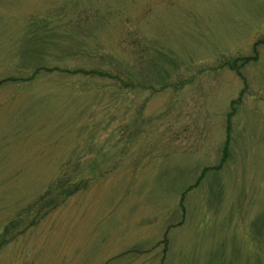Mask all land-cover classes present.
Returning <instances> with one entry per match:
<instances>
[{
  "label": "rangeland",
  "instance_id": "1",
  "mask_svg": "<svg viewBox=\"0 0 264 264\" xmlns=\"http://www.w3.org/2000/svg\"><path fill=\"white\" fill-rule=\"evenodd\" d=\"M0 82V233L92 179L0 264H264V0H0Z\"/></svg>",
  "mask_w": 264,
  "mask_h": 264
},
{
  "label": "trees",
  "instance_id": "2",
  "mask_svg": "<svg viewBox=\"0 0 264 264\" xmlns=\"http://www.w3.org/2000/svg\"><path fill=\"white\" fill-rule=\"evenodd\" d=\"M251 59H247L246 61H250ZM255 61V60H253ZM72 74H83V75H91L96 76L98 78H113V76L106 75L98 70H74ZM31 79V77L29 78ZM27 79V80H29ZM10 81V80H9ZM2 82V81H1ZM0 82V84H1ZM131 83H126L123 87L131 88ZM236 103H231V110L234 112L236 110ZM227 146L225 147L226 151ZM226 156V155H225ZM221 164L216 166V168L212 169L213 171H220ZM72 165V164H71ZM74 176L71 175L65 176L64 173L66 170L61 169L58 172V179H56L49 188L42 195L38 196L34 201H31L27 204L21 211H19L16 216L10 220L1 230L0 233V251L7 246L8 244L14 242L19 236L23 235L27 231L36 227L43 218L48 216L55 209L60 207L64 202L70 199L72 196L76 195L78 192L85 191L90 183L91 178L85 179L82 178L83 170H89L88 166L82 165L78 162L74 163ZM81 166V168H80ZM73 169V168H72ZM72 172V171H71ZM208 169H203L202 174H206ZM63 173V175H61ZM202 179V175L197 179L196 183L189 188L188 191L197 187ZM185 193L181 196V209L182 201L184 200Z\"/></svg>",
  "mask_w": 264,
  "mask_h": 264
}]
</instances>
